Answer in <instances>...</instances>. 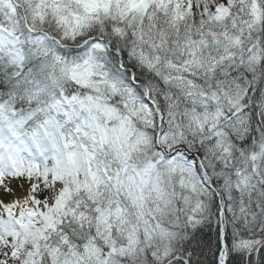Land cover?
I'll return each mask as SVG.
<instances>
[{
    "label": "snow or ice",
    "instance_id": "6c2138e0",
    "mask_svg": "<svg viewBox=\"0 0 264 264\" xmlns=\"http://www.w3.org/2000/svg\"><path fill=\"white\" fill-rule=\"evenodd\" d=\"M0 264H264V0H0Z\"/></svg>",
    "mask_w": 264,
    "mask_h": 264
}]
</instances>
